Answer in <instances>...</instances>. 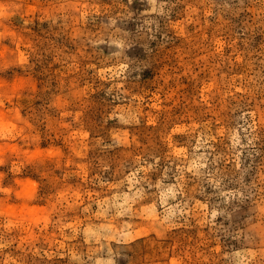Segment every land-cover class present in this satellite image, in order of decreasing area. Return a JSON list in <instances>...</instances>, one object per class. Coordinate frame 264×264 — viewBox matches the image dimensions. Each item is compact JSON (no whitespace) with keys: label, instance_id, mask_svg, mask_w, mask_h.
<instances>
[{"label":"rangeland","instance_id":"rangeland-1","mask_svg":"<svg viewBox=\"0 0 264 264\" xmlns=\"http://www.w3.org/2000/svg\"><path fill=\"white\" fill-rule=\"evenodd\" d=\"M0 264H264V0H0Z\"/></svg>","mask_w":264,"mask_h":264}]
</instances>
